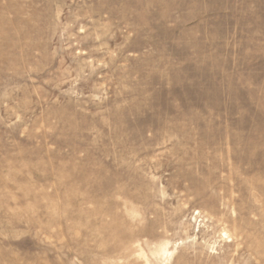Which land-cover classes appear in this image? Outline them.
Returning <instances> with one entry per match:
<instances>
[{
	"label": "rangeland",
	"instance_id": "374dc122",
	"mask_svg": "<svg viewBox=\"0 0 264 264\" xmlns=\"http://www.w3.org/2000/svg\"><path fill=\"white\" fill-rule=\"evenodd\" d=\"M0 264H264V0H0Z\"/></svg>",
	"mask_w": 264,
	"mask_h": 264
}]
</instances>
